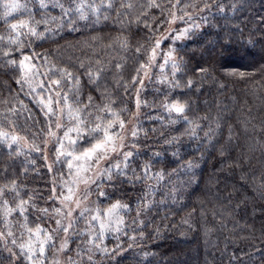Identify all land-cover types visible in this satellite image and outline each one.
<instances>
[{
	"label": "clouds",
	"instance_id": "obj_1",
	"mask_svg": "<svg viewBox=\"0 0 264 264\" xmlns=\"http://www.w3.org/2000/svg\"><path fill=\"white\" fill-rule=\"evenodd\" d=\"M16 3L0 0V126L29 147L0 144V264H264V0ZM74 128L66 153L100 146L82 174L57 155Z\"/></svg>",
	"mask_w": 264,
	"mask_h": 264
},
{
	"label": "snow or ice",
	"instance_id": "obj_2",
	"mask_svg": "<svg viewBox=\"0 0 264 264\" xmlns=\"http://www.w3.org/2000/svg\"><path fill=\"white\" fill-rule=\"evenodd\" d=\"M17 7V3L16 0H12V7L10 10H14ZM176 19L175 13H173V15L171 16L169 23H173ZM16 29V25H13V30ZM187 27L186 28H182L180 29L174 39H182L186 32H187ZM157 46H158V42H157ZM7 55V53H6ZM9 63H17L15 60H10ZM18 71L20 74L21 79L24 80V83L31 88L33 91H36L38 87H42L43 84L42 82L39 81H35L33 79V73L35 71V65L32 62V58L29 55H23L19 58L18 61ZM241 75H243V73H241ZM59 81H51L50 82V86L52 85H56L58 86ZM61 95V93L56 92L55 96L59 97ZM37 101L41 104V106L47 111V112H52L54 110L59 109L60 106V100L57 99H53V95L49 94L47 96L45 95H38L36 97ZM175 110L177 112H179L181 110L180 106H174ZM11 112H15L16 108L15 105L12 106V108L9 110ZM62 111L66 112L69 116H78V111L76 109H73L71 107V105L68 103V99H67V95H65L64 98V106ZM11 123V122H10ZM78 128H74V129H70L68 131H66L64 133V135L62 137H60V142L57 144V155L58 157L60 155H64V154H69L72 156V159H70L68 161V165L70 167H74L78 169V174H82L84 170H86L87 168V164L84 162V157L88 156L89 158H91V156L94 154V150L97 147H100L99 145H94L93 148L90 149H86L84 153L81 154H74V153H66V150L64 149V142L67 141L68 143H74V137L71 136L69 133L72 131H78ZM48 134L50 136H52L53 138L56 137V132H54L51 128V126H49L48 129ZM0 144L6 145L9 148H15L16 149V155L20 154L21 148H27L29 147L28 144V140L27 137L23 136L21 133L17 132L15 130V127H3L0 126ZM75 160H81V164L79 166L75 165L73 163V161ZM23 201H18V207L21 208L22 210V206H23ZM115 208L116 206L114 205L112 209L109 210V215L115 213ZM6 211H11V209H8ZM101 227H107V224H102ZM67 231V229H65ZM30 231H32L37 237H39V227L35 228V229H31ZM31 244L32 241H29L23 245H21V247L24 248H28L29 251H31ZM41 251H43V248L41 249Z\"/></svg>",
	"mask_w": 264,
	"mask_h": 264
}]
</instances>
